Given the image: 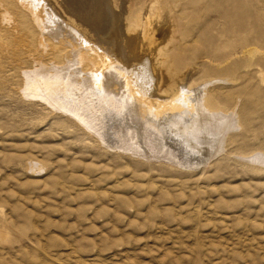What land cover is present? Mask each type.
<instances>
[{
    "label": "rangeland",
    "instance_id": "374dc122",
    "mask_svg": "<svg viewBox=\"0 0 264 264\" xmlns=\"http://www.w3.org/2000/svg\"><path fill=\"white\" fill-rule=\"evenodd\" d=\"M120 3L143 15L159 4L156 29L177 34L160 39L174 41L170 70L218 79L209 90L223 104L237 100L245 124L196 168L110 149L22 96L34 50L1 25L0 5V264H264V167L239 155L264 150V0Z\"/></svg>",
    "mask_w": 264,
    "mask_h": 264
},
{
    "label": "bare ground",
    "instance_id": "6f19581e",
    "mask_svg": "<svg viewBox=\"0 0 264 264\" xmlns=\"http://www.w3.org/2000/svg\"><path fill=\"white\" fill-rule=\"evenodd\" d=\"M13 2L15 13L0 0L1 25L34 50L31 67L21 73L22 96L72 117L110 149L143 159L165 153L181 167L196 168L220 156L228 134L245 124L237 100L223 104L209 90L218 79L170 70L176 57L166 48L172 40L161 46L160 39L176 33L156 29L151 17L160 16L159 4H149L143 15L120 0ZM18 14L30 16L35 38ZM239 155L264 167L262 149Z\"/></svg>",
    "mask_w": 264,
    "mask_h": 264
}]
</instances>
